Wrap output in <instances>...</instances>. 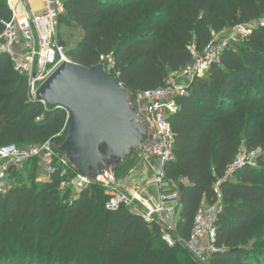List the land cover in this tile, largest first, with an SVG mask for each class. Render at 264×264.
<instances>
[{
  "label": "trees",
  "instance_id": "obj_1",
  "mask_svg": "<svg viewBox=\"0 0 264 264\" xmlns=\"http://www.w3.org/2000/svg\"><path fill=\"white\" fill-rule=\"evenodd\" d=\"M63 1L59 25L82 33L68 48L71 59L90 67L112 54L118 79L134 95L165 86L192 64L193 48L204 52L213 34L264 18V0ZM11 17L7 0H0V32ZM59 38L66 45L60 31ZM175 100V158L165 167L179 193L175 245L163 239L158 223L129 206L107 209L111 195L100 183L76 191L73 167L37 184L35 159L29 185L12 168L22 182L0 194V264H200L183 242L199 210L217 202V189L222 209L210 264H264V26L231 39ZM66 120L65 110L29 100L25 79L0 56V147L61 143ZM243 153L256 154L227 176ZM134 162L119 166L116 177Z\"/></svg>",
  "mask_w": 264,
  "mask_h": 264
},
{
  "label": "built area",
  "instance_id": "obj_2",
  "mask_svg": "<svg viewBox=\"0 0 264 264\" xmlns=\"http://www.w3.org/2000/svg\"><path fill=\"white\" fill-rule=\"evenodd\" d=\"M7 2L12 17L10 20L2 21L4 29L0 32V56H7L13 69L25 79L27 96L32 101L35 100L37 89L62 63H76L69 56L68 47L59 38V17L64 12V1L41 0L40 9L33 6V0H7ZM258 26H264V18L255 24L237 26L233 29L234 34L231 37L210 42L202 53L193 48L194 61L174 77L176 79L171 78L160 88L135 93L134 102L148 120L150 130L147 141L137 150L138 166L131 168L129 174L124 177V180L130 181L132 185L130 191L122 190L118 178L115 183L104 179L97 182L80 173L70 181L73 188L81 191L93 183H100L111 195L106 203L107 209L117 210L122 204L129 206L146 221L158 223L163 231V239L170 245H175L177 240L173 234L177 229L180 211L179 193L174 181L167 176L165 168L175 158L170 119L172 114L178 111L175 96L184 94L192 79L204 75L209 70L223 50L228 47L231 39L248 36ZM100 62L106 65L109 74L115 72L114 77L118 78L119 72L115 71L116 62L112 54L102 55ZM39 102L45 109H50L46 100L41 99ZM60 109L65 110L68 116L66 108ZM38 120H41V117ZM62 134L64 129L58 135ZM255 154L240 155L230 167L227 176H230L237 166L252 162ZM35 159H38L40 170L50 179L60 168L63 169L62 175H64L72 167L65 155L55 150L52 140L35 145L2 146L0 147V194H5L9 190L10 170L23 168ZM150 187H156L158 200L153 196H144L147 188ZM217 192V202L204 205L199 210L193 232L190 238L183 242L192 260L200 264H210L211 257L217 251L215 221L222 209L220 190L217 189Z\"/></svg>",
  "mask_w": 264,
  "mask_h": 264
},
{
  "label": "water",
  "instance_id": "obj_3",
  "mask_svg": "<svg viewBox=\"0 0 264 264\" xmlns=\"http://www.w3.org/2000/svg\"><path fill=\"white\" fill-rule=\"evenodd\" d=\"M133 98L102 62L90 67L64 62L35 94L50 109L68 110L65 140L55 148L78 173L112 183L116 169L135 160L149 136L150 124Z\"/></svg>",
  "mask_w": 264,
  "mask_h": 264
},
{
  "label": "rangeland",
  "instance_id": "obj_4",
  "mask_svg": "<svg viewBox=\"0 0 264 264\" xmlns=\"http://www.w3.org/2000/svg\"><path fill=\"white\" fill-rule=\"evenodd\" d=\"M33 6L36 9H38V8L40 9L41 8V0H38V1L37 0H33ZM59 31L61 33L62 39L66 42V46L68 48L73 47L79 41V39L81 38V34H82L80 28H78V27L68 28L65 25H59ZM233 34H234L233 30L226 29V30H224V31H222L220 33L213 34L212 41L213 40L220 41V40H223L225 38L231 37ZM172 77H173V79H176V78H174L175 76H172ZM177 81H178V79H177ZM138 164H139V159L136 158L134 164L132 165V167H134L135 165L138 166ZM32 165L33 164L30 163L27 166H24L23 168H19L17 170V171H19V173H23V175H22L24 177V181L23 182L18 180V179H16L15 175L10 173V175H9V177H10L9 189L12 188L15 184H19L21 182L24 185H29L30 177H28V175L31 174L30 172L34 168ZM35 180H36L37 184H42V183H47V182L51 181L52 178L50 179L41 170H38V172H37V174L35 176ZM125 183L129 184L130 181L128 182V181L125 180L123 182V185ZM62 187L63 188H67L68 185L64 184ZM153 189L155 190L153 196H154L155 200H158V198H159L158 191H157L156 187H153Z\"/></svg>",
  "mask_w": 264,
  "mask_h": 264
},
{
  "label": "crops",
  "instance_id": "obj_5",
  "mask_svg": "<svg viewBox=\"0 0 264 264\" xmlns=\"http://www.w3.org/2000/svg\"><path fill=\"white\" fill-rule=\"evenodd\" d=\"M41 7H42V5H41ZM133 168V167H132ZM131 170V168L129 169V171ZM127 174H129V172H127ZM126 174V175H127ZM126 175H123V176H121L120 178H118L119 179V183H120V185H121V188H122V190L123 191H130L131 189H132V185H131V183H129V184H124L123 185V182L126 180H124V177L126 176ZM127 181V180H126ZM154 192H155V190L153 189V187H150V188H147V192H146V194L144 195L145 197H149V196H153V194H154ZM154 197V196H153Z\"/></svg>",
  "mask_w": 264,
  "mask_h": 264
},
{
  "label": "bare ground",
  "instance_id": "obj_6",
  "mask_svg": "<svg viewBox=\"0 0 264 264\" xmlns=\"http://www.w3.org/2000/svg\"><path fill=\"white\" fill-rule=\"evenodd\" d=\"M38 1V0H37Z\"/></svg>",
  "mask_w": 264,
  "mask_h": 264
}]
</instances>
